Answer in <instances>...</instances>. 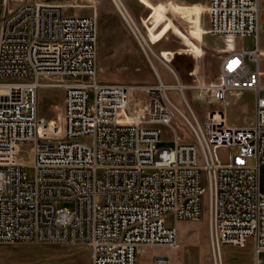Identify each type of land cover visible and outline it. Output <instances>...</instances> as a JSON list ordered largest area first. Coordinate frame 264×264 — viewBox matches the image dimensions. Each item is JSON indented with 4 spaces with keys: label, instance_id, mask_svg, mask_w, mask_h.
<instances>
[{
    "label": "built area",
    "instance_id": "1",
    "mask_svg": "<svg viewBox=\"0 0 264 264\" xmlns=\"http://www.w3.org/2000/svg\"><path fill=\"white\" fill-rule=\"evenodd\" d=\"M203 13L204 34L226 44L251 35L255 46L219 56L217 77L203 88L222 107L188 121L184 141L172 124L170 86L97 79L94 15L1 0L0 243H81L90 264H136L141 246L177 249L169 220L199 221L206 196L213 253L250 246L251 264H264V7L209 0ZM241 91L253 95L252 121L231 126L226 97ZM44 94L49 117L39 114ZM164 127L173 131L171 148L156 147ZM25 166L34 168L31 179ZM60 201L72 209H58ZM152 264L176 263L155 255Z\"/></svg>",
    "mask_w": 264,
    "mask_h": 264
},
{
    "label": "rangeland",
    "instance_id": "2",
    "mask_svg": "<svg viewBox=\"0 0 264 264\" xmlns=\"http://www.w3.org/2000/svg\"><path fill=\"white\" fill-rule=\"evenodd\" d=\"M41 1L62 5L66 14L95 16L97 79L140 88L146 85H155L158 82L154 72L156 71L165 85L170 86L179 81L185 86L183 92L186 102L182 99L178 90L171 88L168 94L190 122L194 119L202 122L207 111L222 107L203 88L216 79L219 69V56L226 52V47H228L222 37L204 34L205 26H203L202 19L204 22L205 14L203 12L209 0H171L180 4L197 2L202 4L195 9L192 15V21L189 24L191 29L186 24H181V17L179 16L176 22L179 27V37L172 32H168L164 38L151 46L152 51L148 47H144L147 55H145L141 45L135 39L112 0ZM125 1L128 0H122L123 3ZM168 1L170 0H152V2ZM134 2L135 7L140 10L141 17L133 19L141 27L142 19L147 17L148 9L138 0ZM262 7H264V0H262ZM98 28L99 32H97ZM182 33L184 34L181 35ZM231 45L233 48L242 46L244 49L250 50L254 48L255 43L253 36L249 35L234 38ZM258 45L264 52V15L261 16L260 20ZM172 47L181 49L171 58L172 60L169 63L176 70L164 64L163 58L157 54L163 49ZM203 51H205V54ZM214 53H218V55H214ZM170 69L175 71L177 78L172 75ZM55 91V99L60 101L62 89L59 88ZM45 95H43L42 102L39 104V114L49 117L51 115L48 111L50 99ZM226 101L229 124L234 123L241 126L251 123L253 116V95L251 92L228 93ZM172 124L182 140L185 141L191 138L188 123L178 111L175 112ZM163 130V139L156 144V147H173L172 129L164 127ZM228 152L230 153V151ZM24 173L28 179H31L34 175V168L25 166ZM259 185L260 190L264 192V163L259 166ZM56 207L71 210L73 205L71 202L60 201L56 204ZM169 223L171 226H175L171 220H169ZM175 227L179 247L173 251L162 247H154L149 251L148 258L150 254L154 256L165 255L176 264H212L208 241L207 197L204 196L203 216L199 221H182L179 227ZM221 255L223 264H251L252 261L250 246L223 247ZM0 264H90L89 249L87 245L81 243H0Z\"/></svg>",
    "mask_w": 264,
    "mask_h": 264
},
{
    "label": "crops",
    "instance_id": "3",
    "mask_svg": "<svg viewBox=\"0 0 264 264\" xmlns=\"http://www.w3.org/2000/svg\"><path fill=\"white\" fill-rule=\"evenodd\" d=\"M134 1L135 0H128L123 3L122 0H112L115 7L117 6L116 7L117 10L123 17L129 29L132 31L135 39L138 40L139 44H141L144 47H148L151 51L153 50L151 46L159 42L162 38H164L168 32H172L179 37V32H178L179 27L176 23L178 21L177 18L180 16L181 24L182 25L186 24L189 27L195 9L202 4L200 2L180 4L178 2L171 0L168 2H152V0H138L145 8L148 9L147 17L142 19L141 27H140L133 19V18L141 17L140 10L135 7ZM189 29H191V26L189 27ZM97 32H99V28L97 29ZM183 34L184 33H182L181 35ZM180 50L181 49L178 47H172L170 49H163L159 51V53L157 54H159L163 58L162 61L164 62V64H166L171 69L176 70L169 63L172 60L171 58L175 54L180 52ZM203 52L205 54V51ZM152 53L159 60H161L154 52ZM206 54L208 53L206 52ZM214 55H218V53H214ZM179 84L184 86L180 82ZM230 125L240 126L234 123H230ZM174 224L175 226L179 227L181 225V222H176ZM151 249H154V247H147V246L139 247L136 253V264H152V259L154 255L150 254V257L148 258L149 251Z\"/></svg>",
    "mask_w": 264,
    "mask_h": 264
},
{
    "label": "bare ground",
    "instance_id": "4",
    "mask_svg": "<svg viewBox=\"0 0 264 264\" xmlns=\"http://www.w3.org/2000/svg\"><path fill=\"white\" fill-rule=\"evenodd\" d=\"M117 7V6H116ZM143 43H145V42H143ZM141 45V44H140ZM227 46L228 47H232V45H231V43L229 42V43H227ZM141 47H142V49H143V51H144V53H145V55H147L146 54V51L144 50V46H142L141 45ZM151 66L153 67V65L151 64ZM155 72V76H156V79H157V81H162L161 80V78L158 76V74L156 73V71H154ZM170 72L172 73V75L175 77V78H177L176 77V74L174 73V71H172L171 69H170ZM171 86V88H173V90L175 89V90H178V92L180 93V95L182 96V99L186 102V97H185V94H184V89H185V86H182V85H180L179 84V82H177L176 84H173V85H170ZM61 89H62V87H60ZM175 106H176V108H177V110H178V113L184 118V120H186L187 122L189 121L188 120V118L182 113V111L180 110V107L175 103ZM188 106V105H187ZM190 109V108H189ZM210 247V246H209ZM211 249V248H210ZM211 260H212V264H223V258H222V255H221V250H219V252H214L213 253V251H212V249H211Z\"/></svg>",
    "mask_w": 264,
    "mask_h": 264
},
{
    "label": "snow or ice",
    "instance_id": "5",
    "mask_svg": "<svg viewBox=\"0 0 264 264\" xmlns=\"http://www.w3.org/2000/svg\"><path fill=\"white\" fill-rule=\"evenodd\" d=\"M233 63H236L235 61Z\"/></svg>",
    "mask_w": 264,
    "mask_h": 264
}]
</instances>
